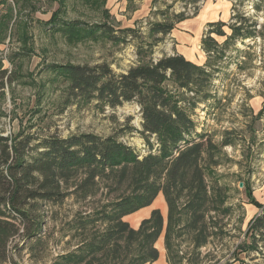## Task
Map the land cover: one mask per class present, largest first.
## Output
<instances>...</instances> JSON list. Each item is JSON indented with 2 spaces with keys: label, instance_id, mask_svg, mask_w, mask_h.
I'll return each instance as SVG.
<instances>
[{
  "label": "trees",
  "instance_id": "1",
  "mask_svg": "<svg viewBox=\"0 0 264 264\" xmlns=\"http://www.w3.org/2000/svg\"><path fill=\"white\" fill-rule=\"evenodd\" d=\"M199 1L204 0L193 3ZM0 5L5 7L0 14L2 42L13 20L11 30L24 11L35 10L31 0H13V6L0 0ZM62 8L60 5L42 25L61 33L68 42L93 38L96 31L113 43L137 39V32L129 28L115 32L107 24L92 28L81 22H64ZM186 19L182 13L168 23L152 24L143 38L152 42H138L142 43L136 50L139 64L125 74L116 75L107 64L53 67L68 84V103H94L100 111L133 103L139 109L140 129L126 125L105 137L87 133L41 139L23 133L8 138L0 133V264H14L11 244L19 237L29 243L26 247L33 255L47 216L40 208L60 206L67 199L79 205L65 225V235L75 244L51 264H154L159 259L156 244L161 237L167 264H198L201 250L213 239H222V221L232 208L226 204L223 187L217 181L209 184L207 179H214L222 149L232 143L226 137L216 144L204 132L198 133L193 117L199 105L212 100L211 89L219 71L215 64L225 57L229 44L250 39L264 43V25L256 31L240 22L208 24L201 39L206 54L202 66L178 54L149 59L174 25ZM22 27L27 36V24ZM214 36L224 39L223 43ZM7 83L11 82L0 62V117ZM133 133L143 140L145 154L120 141ZM159 195L166 205L165 218L159 209H153L136 229L125 221L150 207ZM252 203L261 214L248 224L244 237L249 242L238 246L240 254L264 245V206L255 200ZM13 248L18 250V246ZM235 261L248 264L239 258Z\"/></svg>",
  "mask_w": 264,
  "mask_h": 264
},
{
  "label": "rangeland",
  "instance_id": "2",
  "mask_svg": "<svg viewBox=\"0 0 264 264\" xmlns=\"http://www.w3.org/2000/svg\"><path fill=\"white\" fill-rule=\"evenodd\" d=\"M193 1L157 0L145 17L135 21L131 12L105 6L104 0H64L66 9L60 15L64 22H81L92 28L107 24L115 32L135 30L137 39L129 37L127 43H113L100 31L93 38L68 42L61 33L42 25L57 5L52 0L37 1L38 5H33L36 12L31 15L24 11L11 30L13 20L6 39L0 42V62L11 82L5 85L0 133L8 138L23 133L41 139L87 133L105 137L119 133L126 125L140 129L139 109L133 103L104 111L94 103H68V84L53 67L107 64L116 75L125 74L139 64L136 50L137 44L142 43L138 42H152L143 39L149 27L168 23L182 13L187 19L174 25L173 31L153 48L149 59L156 61L163 55L178 54L202 66L206 54L201 50V39L208 24L240 22L247 30L256 31L264 25V0ZM3 12L5 7L0 6V14ZM23 24L28 26L27 36ZM223 30L230 34L227 27ZM214 39L219 44L224 41L215 36ZM225 51V57L215 64L219 71L211 89L212 100L199 105L193 118L198 133L204 132L216 144L226 137L232 143L222 149L221 165L215 169L214 179H207L209 184L217 181L223 187L232 213L222 221L225 235L201 250L198 264H239L237 258L248 264H264L263 243L257 251L238 253V246L249 242L244 237L248 224L261 214L252 202L264 206V43L260 39L236 41ZM120 141L138 154H145V144L136 133L123 135ZM78 208L73 199L60 206L43 205L40 211L47 216L41 226V241L31 255L27 241L21 237L14 240V264H51L57 255L71 251L75 241L65 235V225ZM151 208L162 209L166 217V205L159 195L151 207L126 217L125 221L135 229ZM14 246L18 250L14 251ZM156 247L159 260L155 264H167L163 239L158 240Z\"/></svg>",
  "mask_w": 264,
  "mask_h": 264
},
{
  "label": "crops",
  "instance_id": "3",
  "mask_svg": "<svg viewBox=\"0 0 264 264\" xmlns=\"http://www.w3.org/2000/svg\"><path fill=\"white\" fill-rule=\"evenodd\" d=\"M2 1H5V2L10 1L11 2L10 4L13 6V0H2ZM37 1L39 2V0H31V5L32 6L33 5L34 6L38 5ZM52 1L57 5V9L59 8L60 5H62L63 6L62 10L65 11L66 6L64 5V0H52ZM153 1L154 0H104L105 6H109V7H120V9H122V11H124V12H131V14H133V18H134L135 21H137L139 19H142L143 17L146 16V14L149 11V8L151 7ZM0 6H2V5H0ZM36 9H37V7H36ZM25 12L27 13L28 11L26 10ZM35 12H36V10L34 11V13ZM54 12H56V10H54L51 13V16H52V14ZM34 13H30V14L33 15ZM51 16H50V18H51ZM50 18L47 21H49ZM151 209H149V211L147 212V214L144 216V219H146V218L149 217L150 212L153 210V209L152 210ZM159 210L160 211H163L162 209H159ZM159 240H162V237ZM164 257H165V254H164Z\"/></svg>",
  "mask_w": 264,
  "mask_h": 264
},
{
  "label": "water",
  "instance_id": "4",
  "mask_svg": "<svg viewBox=\"0 0 264 264\" xmlns=\"http://www.w3.org/2000/svg\"><path fill=\"white\" fill-rule=\"evenodd\" d=\"M242 186V184H240V187Z\"/></svg>",
  "mask_w": 264,
  "mask_h": 264
}]
</instances>
